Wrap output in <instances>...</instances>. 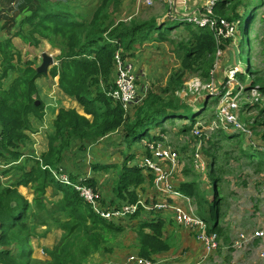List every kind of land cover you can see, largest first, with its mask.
Listing matches in <instances>:
<instances>
[{"label":"trees","instance_id":"trees-1","mask_svg":"<svg viewBox=\"0 0 264 264\" xmlns=\"http://www.w3.org/2000/svg\"><path fill=\"white\" fill-rule=\"evenodd\" d=\"M26 1H29L32 7H28L31 9L30 13L21 16L18 22L19 30L9 37L0 39V150L7 152L11 158L19 157L18 148L27 139L25 132L31 130L29 116L32 115L39 120L43 118L44 106L38 100L35 82L45 75L37 73L33 61L21 59L20 52L12 42L13 38H19L30 46H38L41 40H46L59 48L57 55L59 63L49 69L48 75L53 79L57 78L61 92L76 102L83 111V115H80L74 109L59 110L53 121L54 134L48 138V150L40 155L43 165H60L63 154L70 150L71 145L82 150L86 144L96 143L98 139L120 127H123L125 137L134 140L147 135L152 125L158 124L156 123L158 118H162L161 121L175 117L184 118L183 112L188 108L177 104L178 99L173 97L175 91L183 85L181 80L183 73H199L203 80H210L217 49L211 32L187 23L168 20L174 26L169 30L181 26L189 33V45L178 47V50L182 51L180 69L160 94L149 93L139 104L134 118L126 123L122 106L113 104L106 96V92L99 89L100 82L106 83L111 77L113 56L116 51H120L123 57H131L137 44L163 42V36L155 35V32L160 31L165 23L158 24L154 20L143 22L110 20L111 12L120 0H98L89 19H84L81 13L73 12L72 7L63 0ZM224 2L227 1L218 0L215 9ZM230 15L232 19H239L240 16L236 8L231 10ZM218 16L221 17L219 14ZM247 71L250 72L249 67ZM10 74H13L14 78L5 87L4 82ZM261 91L264 92V88ZM36 102H39L38 105ZM205 107L206 103H201L193 112L189 109L192 116L189 118V125L184 126L183 131L192 128L195 118L205 112ZM246 107L242 111H247ZM262 112L264 109L260 111ZM226 133L216 131L213 135L214 137L223 135L229 139L240 134L238 132L230 136ZM214 144L215 142L209 141V145ZM202 150L210 157L213 168L217 161L215 155L212 151L209 153L204 148ZM259 162L264 163L262 159H259ZM107 169L108 167L104 165L92 167V170ZM188 176L192 177V172ZM147 179L151 183L150 179L145 178L137 168L125 165L120 170L112 193L122 203H134L138 198L137 188ZM52 182L56 183L49 172L43 170L39 162L34 160V166L30 171H24L19 181L0 190V246H9L10 242L16 243L22 249V256L24 252L31 254L30 250L23 249L31 236L25 225V220L30 215L28 213L30 203L18 188L30 186L34 195L32 203L38 206L44 200L45 189L50 187ZM219 182L221 177L216 175L213 179L212 198L207 201L206 222L210 232L221 230L216 224L220 218L223 201L218 197ZM82 183L95 190V183L92 180L85 179ZM56 188L62 191L63 196L60 202L53 205L56 207L53 208L55 215L62 212V208L70 220L66 225L60 226L64 235L50 253L52 258L50 264H81L91 253L99 252L101 246L108 244L113 237L111 235L119 231L120 227L116 223L95 216L91 208L83 203L71 188H65L57 183ZM194 189H196L194 182L181 184L179 188L183 194L191 197L196 195ZM198 205L200 206L199 202ZM138 215L139 213H136L130 216V219H135ZM47 216L52 217V214L49 213ZM146 228L152 231L150 232L152 235L145 233ZM16 229L18 231L15 233ZM162 229V221H146L138 225L137 235L143 258L149 257L150 252L168 250V244L159 240ZM9 239L11 241H8ZM225 240L227 241V238ZM0 264L27 262L16 263L7 249L0 250Z\"/></svg>","mask_w":264,"mask_h":264},{"label":"rangeland","instance_id":"rangeland-1","mask_svg":"<svg viewBox=\"0 0 264 264\" xmlns=\"http://www.w3.org/2000/svg\"><path fill=\"white\" fill-rule=\"evenodd\" d=\"M63 1H66V4L72 7L73 12L81 13L84 19H89L90 13L96 6L95 2L97 0ZM189 1L191 0H187L188 4ZM220 1L227 2L216 7V15L218 16L219 14L225 19L233 20L230 14L231 10L236 8L240 15L239 20L241 23L239 26V35L233 38L229 44L230 49L224 51L220 59H217L214 54L211 69V71L213 70V76L212 78L210 76V80H215L217 90H219L220 84L224 81L227 73L231 69H238L240 73L236 75L235 80L238 83L237 87L242 98L240 99L241 102L238 110L239 112L237 111V117L239 123L246 126V129L250 132H247V134L242 133L241 143L234 141L227 142L223 135H220L219 138L215 140V132L210 139L212 143L215 141V144L213 146L207 144L204 149L208 150L209 153L210 151L213 152L217 158V164L220 165L219 168L222 174L221 172L218 174L219 170H217V168L212 171L208 170L209 166L201 172H197L194 169L192 171V179L196 178L194 181L197 188L194 189L196 195L193 197L200 203L202 212L201 214L196 212L201 217L203 214H206L208 202L212 197L214 190L213 179L217 174L222 176L218 188V197H222L221 199H223L219 221L222 228L219 232H216L220 241L219 248L207 254L206 258L202 260L203 245L196 240L193 236L194 234L184 231L181 228L179 229V226L175 222H172L169 212H161L153 217L171 219L168 226H163L161 235L159 236V240L166 242L169 248L168 250L150 252L148 255L149 257H144L145 259L153 261L155 264H264V242H256L250 245L245 244L241 248H235L234 246L235 238H237L240 233L251 235L255 231L264 228V190L262 188L264 185V164L258 165L256 157H253L252 160L249 161L245 159L243 154L251 150L264 153V112L260 113V111L264 109V92L261 91V89L264 88V0ZM29 6H31V3L26 0H0V39L10 36L12 33L19 30L17 23L20 18H18V14L23 16L30 13L31 9H28ZM168 14H170L169 6L166 4L165 0H152V4L149 7L144 5L143 0H120L119 4L113 8L111 12L110 20H123L125 22L154 20L156 23L162 20L161 23H165L160 31L155 32V35L161 34L164 42H170L168 45L171 46V56L168 55L167 58H165L163 54L159 53L157 58L154 57V55L145 58L144 63L149 72L142 69L148 78L144 80L141 77L138 80V85L146 91L142 100L145 99L149 93L155 92L153 86L159 85L156 90L161 93V85H167L171 78L174 79V74H177L180 69L182 54V51L180 49L178 50V47L180 45H189V33L184 30L183 27L174 28L177 30H169L174 26L168 21ZM6 26L8 27L6 28ZM15 43V45L21 49V59L23 61H33V66L36 69L41 66L43 56H48L53 59V63L48 67L47 73L36 80L38 100L41 101L44 106L43 100H49L56 93L60 95V91L57 88L58 86H56V79L48 75L49 69L53 65L59 63V61H57V55L59 54L58 48L57 46L50 45L51 43L46 40H41L38 46H30L20 42ZM130 58L137 63L136 58L132 56ZM248 67L250 68V72L247 71ZM11 77L12 76H10L9 79ZM113 78L112 73L106 83L100 82L99 89L102 92H108L114 86ZM193 79L199 80L202 87L210 81L203 80L199 77V73H183L181 79L183 80V85L175 91L173 97L178 99L177 104L188 108L187 111L183 112L186 118L175 117L174 119H166L163 121H161L162 118H158L156 120L158 124L152 125L147 135L142 137L147 138L151 135L162 133L167 143L178 150L184 167L189 170H191V165L193 164L195 143L191 134V129L185 131H183V129H185L184 126H188L190 123L189 118L192 116L191 112L197 109L208 96L205 95L204 90L201 89L198 90L199 93H196L194 90L191 92L189 91V87L185 86V83L191 82ZM4 83L6 86L8 80ZM184 88L186 89L184 90ZM167 97H169L168 94ZM217 104L218 102L215 101L214 97H210L206 104L207 108L205 112L197 116L195 120L197 121L201 118L209 120L213 116ZM244 107L247 108L246 112L242 111ZM138 108L139 105L131 106L128 111L125 112V118H127L126 123L134 118ZM123 131L124 129H120L117 134L113 135V137L119 135L118 138L121 144H117V146L115 143H117L118 138L114 139L111 137H108L106 141L95 144L98 148V156L96 155V157L91 155L87 157V152L89 151L88 147L84 146V148L80 150L77 146L73 145L70 151L74 149L80 150L77 155L82 157L84 161L81 164L84 165L78 167L79 163H77V159L72 155V152L66 155L68 156V165L66 166L64 164L68 167V170L65 169L70 174L72 180H76L79 178H75L78 176L76 173H73L74 170H80L79 172L82 175V173L87 174L97 162L98 165L101 163H109L107 170L98 171L99 185L98 189L96 185L94 188L103 199L106 201L113 199L115 203H118L119 200L113 197L112 189L116 183L121 167L125 162L126 165H128L131 160L140 158L141 153H139V150H142L139 138L134 140L126 138L122 143ZM111 146L113 147L111 148ZM121 152L123 153L122 156H120ZM128 153H131V155L133 154V156H129ZM35 156H37V154ZM203 157L206 160V164H209L210 157L206 154ZM26 158L27 160H33V157ZM207 159H209L208 163ZM258 159H264V155L258 156ZM248 161L249 164L246 165ZM179 178H181L180 175H178L177 179ZM144 186V189L148 188L147 185ZM30 190L33 195L32 189ZM136 192L139 196L141 189L138 187ZM141 194H145V192L142 191ZM61 196H63L62 191L56 188V183L52 182L50 187L45 189L44 200L41 204L35 206L32 203L33 198H31V201L27 200L30 203L29 210L31 213L26 218L25 225L27 232L31 236L29 242L25 245L26 247L24 246L23 249L30 250V255L24 252L22 256V249L16 243L12 242H10L9 246H0V250L8 249L11 256L15 258L16 263L50 264L52 259L50 253L54 251L64 235V231L60 226L63 224L66 225L70 220L67 213L63 212L62 208V212L57 215H55V210H53L55 207L53 205L60 202L59 199ZM49 213L52 214V217L47 216ZM142 215L143 219L132 220L125 217L118 221L117 226H119L120 229L111 235L113 237L110 238L109 243L101 246L99 252L91 253L81 264H127L126 260L131 254L141 256L137 228L138 225L151 220H145L144 218H146V215H144V213ZM28 219L30 220L28 221ZM49 223H51L54 228L58 229V231L50 229L43 230L44 227L40 228ZM17 231L18 229L15 230V233ZM144 231L152 235L150 229L146 228ZM46 232H50L53 236V239L51 238L49 241V247L39 243V241H41L40 238H44ZM186 233L189 236L186 235ZM225 238H227V241ZM8 241H11V239ZM32 242L35 243V245L32 246ZM39 248L44 249L41 250L43 254L38 252Z\"/></svg>","mask_w":264,"mask_h":264},{"label":"built area","instance_id":"built-area-1","mask_svg":"<svg viewBox=\"0 0 264 264\" xmlns=\"http://www.w3.org/2000/svg\"><path fill=\"white\" fill-rule=\"evenodd\" d=\"M165 2L170 11L168 20L187 23L195 28L206 29L211 32L217 46L215 53L217 59L223 56L224 51L230 49L229 44L232 39L239 35L240 20H229L217 16L215 13L217 0H204L202 4H199L198 1L188 4L187 0H165ZM143 3L149 7L152 0H143ZM112 73L114 86L106 92V96L111 102L121 105L125 112L131 106L139 105L144 93H146L138 85V80L141 77L144 80L146 78L141 65L130 57H123L120 51H116L113 56ZM238 73L240 72L237 68L231 69L224 81L221 82L219 90H217L215 80H210L204 87L197 79L185 83L190 92L194 90L199 93L198 90L201 89L204 90L205 95L218 98L213 116L209 120L201 118L195 121L191 128L195 143L192 167L197 172L205 169L206 163L202 149L207 146L216 131L229 132L232 130L244 134L250 132L246 126L239 123L237 117L240 99L242 98L237 87L238 83L235 80ZM210 76L212 78L213 70L210 72ZM140 143L143 153L140 158L132 160L128 165L137 168L144 177L150 179L152 193L150 196L139 194L134 203L125 202L119 205L104 203L102 196L93 187L82 183L85 179L72 180L62 165H43L40 155L36 156L35 160L39 162L43 170L49 172L54 182L75 191L83 203L87 204L94 215L101 220L118 223L121 219L130 218L136 213H144L146 219H152L154 214L169 212L172 222H175L182 230L193 233L196 240L203 245L201 259L204 260L207 254L219 248L220 241L217 233L210 232L207 222L194 212L190 200L173 185V174L181 162L178 150L167 143L162 133L141 138ZM0 168H2L1 162ZM262 188L264 190V185ZM180 200L185 201L186 208L182 206ZM235 239V248H241L245 244L264 242V228L251 235L240 233ZM127 263L155 264L153 261L136 254L128 256Z\"/></svg>","mask_w":264,"mask_h":264},{"label":"crops","instance_id":"crops-1","mask_svg":"<svg viewBox=\"0 0 264 264\" xmlns=\"http://www.w3.org/2000/svg\"><path fill=\"white\" fill-rule=\"evenodd\" d=\"M98 1V0H97ZM97 1L95 2V3H97ZM194 1H198V3L199 4H202L203 2H204V0H191V1H189L190 3L191 2H194ZM18 18H20L21 19V15L20 14H18ZM20 19L18 20V22L20 21ZM161 22H162V20H160L159 22H158V24H161ZM17 25H18V23H17ZM173 30H177V29H173ZM11 36V35H10ZM7 37H9V36H7ZM13 39H14V42H13ZM12 39V42H13V44H14V46H15V48L20 52V54H21V49L17 46V45H15L16 43L15 42H20V43H23L19 38H13ZM170 43V42H169ZM169 43H166V42H159V43H153V42H144V43H142V44H137V45H135V47H134V49H133V51H132V54H131V56L133 57V58H136V60H137V63L138 64H140L141 65V67L146 71L147 70V72H149L148 71V69L146 68V64L144 63V60H145V58H147L148 56H151V55H154V57H158V54L160 53V54H163L164 56H165V58H167V56L168 55H170L171 56V53H170V50H171V46L170 45H168ZM25 44V43H24ZM27 45V44H26ZM51 45V44H50ZM58 48V47H57ZM147 48H149V49H147ZM58 53H59V48H58ZM131 53V52H130ZM172 58V57H171ZM10 76H12L10 79H9V77ZM9 77L6 79V81L8 80V84L5 86V87H7L8 85H9V83L11 82V80L14 78V75L13 74H10L9 75ZM163 77V76H162ZM148 78V76H146V78L145 79H147ZM54 79H56V82H57V78H54ZM35 84H36V82H35ZM4 85H5V83H4ZM56 86H58V85H56ZM158 86L159 85H156V86H153V88H154V90H155V92H151V93H153V94H160L159 93V91H157L156 90V88H158ZM161 87H162V90H161V92L164 90V88L166 87V85H161ZM58 88V87H57ZM59 89V88H58ZM59 91H60V95L58 94V93H54L55 95L52 97V98H50L49 100H43V102H44V115H43V118L41 119V120H39V119H37L36 117H34V116H32V115H30L29 116V122H30V127H31V130L30 131H26L25 132V135L27 136V139L25 140V143H21L20 144V147L18 148V153H19V157L18 158H16V159H14V158H11L10 157V155L7 153V152H5V151H2V150H0V156L2 155V157H0V162H1V164H2V168H0V172H2V173H0V190L1 189H3L4 187H8V186H10V185H12V184H14V183H16L17 181H19L20 179H21V176H22V173L24 172V171H30L31 170V168L34 166V159H35V155L37 154V156H38V154L39 155H41V154H44V153H46L47 152V150H48V138L49 137H51L53 134H54V125H53V121L55 120V118H56V116H57V114H58V112H59V110L60 109H64V110H69V109H74V110H76V112L78 113V114H80V115H83V111H82V108L79 106V105H77V103L76 102H74L72 99H70V98H68V97H66L62 92H61V90L59 89ZM58 94V95H57ZM214 99H215V101L217 102L218 101V98L217 97H214ZM209 100V99H208ZM208 100L207 101H202V103H208ZM205 108H207V105H206V107ZM239 112V111H238ZM237 112V113H238ZM244 112H246V111H244ZM125 117H126V115H125ZM89 118V117H88ZM126 120H127V118H125ZM171 120V119H170ZM163 128V127H162ZM120 129H122L123 130V127H120V128H118L116 131H114V132H112V133H109L108 135H106L105 137H103V138H100V139H98V141L96 142V143H90V144H86V147H88L89 148V151L87 152V157H89V155H91V156H93V157H96V155L98 156V148L95 146V144H97L98 142H103V141H106V139L108 138V137H111V138H118L119 137V135H116V136H114L113 137V135L114 134H117L119 131H120ZM151 129V128H150ZM149 129V130H150ZM161 129V128H160ZM162 130H164V129H162ZM161 130V131H162ZM124 132V131H123ZM238 132H235V131H233L232 132V130H229V132H227L226 134H228V135H235V134H237ZM123 135V141H122V143L124 142V140L127 138V137H125V135L124 134H122ZM242 133H240L239 134V136L238 137H234V138H229V139H226V141L227 142H231V141H234V142H237V143H241L242 142ZM152 136V135H151ZM155 136V135H154ZM213 136V135H212ZM216 138H219V135L218 136H216V137H214V139L216 140ZM212 141V140H211ZM215 142V141H214ZM117 144H121V142H120V139L118 138V140H117V143H115V145L117 146ZM208 144H209V142H208ZM260 144V143H259ZM114 145V144H113ZM72 146L73 145H71V148H72ZM113 146H111V148H112ZM210 147V146H209ZM70 148V149H71ZM121 150H122V148H121ZM139 150V149H138ZM140 152L139 153H143V151L142 150H139ZM72 152V155H74L75 157H76V159H77V163H79L78 164V167H82L84 164H81V163H83V159H82V157H80V156H78L77 155V153H79L80 152V150H73V151H66L64 154H63V156H62V160H61V164L60 165H68L67 163H69L68 161H67V159H68V156H66L67 155V153H71ZM82 152V151H81ZM122 152L120 153V156H122ZM129 154V156L131 155V153H128ZM127 154V155H128ZM204 154V153H203ZM244 154V157H245V159H247V160H249V161H251L252 160V158L253 157H256L257 158V162H259V159H258V156H260V155H264V153L263 152H257V151H255V150H251V151H247L246 153H243ZM205 155V154H204ZM131 156H133V154L131 155ZM26 157H33V160H27V158ZM66 157V158H65ZM125 157V156H124ZM126 158V157H125ZM97 159H98V157H97ZM217 159V158H216ZM182 160V159H181ZM208 160L209 159H207V163H208ZM263 161H264V159H262ZM98 161V160H97ZM132 161V160H131ZM249 161H248V163H246V165H248L249 164ZM205 163H206V160H205ZM218 162L216 161V163H215V165L213 166V168H212V166H211V162L209 163V164H206V166H205V169L207 168V166H209V169L208 170H210V171H212L213 169H216L217 168V170H219V172H218V174H220V172H221V169L219 168V166L220 165H218L217 164ZM108 164L109 163H107V164H103V163H101L100 165L101 166H108ZM258 165L260 164V162L259 163H257ZM262 164H264V163H262ZM64 165V166H65ZM126 165V162H125V164H123V166H125ZM64 167V168H66L67 170H68V167ZM95 167H98V162H97V164H95L94 165ZM122 166V167H123ZM121 167V168H122ZM212 168V170H211V168ZM75 171V170H74ZM73 171V173H76V175L78 176V177H75V178H87V179H90V180H92L94 183H95V185H96V187H97V189H98V185H99V182H98V171L99 170H90L87 174H84V173H82V175L80 174V170H77V171H75L74 172ZM193 171V167H192V165H191V170H189V169H186L185 167H184V163H183V161H181L180 162V165H179V167L176 169V171L174 172V174H173V185H174V187L183 195V196H185V197H187L189 200H190V205H191V207L194 209V212L198 215V216H200L198 213H200L201 214V212H202V209L200 208V206L198 205V200L196 201L195 200V198L194 197H191V196H188V195H185V194H183L180 190H179V188H180V185L181 184H186V183H189V182H194L195 183V179H192V177H189L188 176V174H190V172H192ZM82 172H83V170H82ZM193 173V172H192ZM180 175L181 176V178H179V179H177L178 178V175ZM217 174V175H218ZM221 174H222V172H221ZM216 177V176H215ZM220 177H221V180H222V176L220 175ZM146 178V177H145ZM220 183V182H219ZM219 183H218V188H219ZM144 185H147L148 186V188L147 189H144ZM196 185V184H195ZM144 186V187H143ZM30 188V186H28V187H20V188H18V191L28 200V201H31V198H33V195L31 194V188ZM140 189H141V192L142 191H144L145 192V194H143V195H145V196H150L151 195V193H152V189H151V183H149V181H148V179L146 180V181H144V183L139 187ZM197 189V188H196ZM49 190V189H48ZM141 192L139 193V194H141ZM113 194V193H112ZM213 194V193H212ZM113 197H115V195L113 194ZM59 198V197H58ZM116 198V197H115ZM194 198V199H193ZM212 198V197H211ZM210 198V199H211ZM222 198V197H221ZM117 199V198H116ZM61 200V197H60V199H59V201ZM207 200H209V199H207ZM103 201H104V203H107V204H110V205H119L120 204V201L118 202V203H115L114 202V200L113 199H111V200H109V201H106L105 199H103ZM181 204H182V206H184L185 208H186V203H185V201H179ZM221 204H222V202H221ZM50 205V204H49ZM198 213H197V212ZM200 211V212H199ZM31 212H30V210H29V214H30ZM220 213H221V207H220ZM141 214H139L138 215V217H136L135 219H143V215H141ZM156 214H154V215H152V216H155ZM207 215L206 214H203L202 215V218L206 221V219H207V217H206ZM201 217V216H200ZM129 218V217H128ZM154 219H152V220H150L151 222H153V221H162V223H163V226H168V224L170 223V221H171V219L169 218H161V217H153ZM135 219H132V220H135ZM145 220H149V219H146V218H144ZM30 219H28V221H29ZM219 221H220V218L217 220V222H216V224H218V227L219 228H222L221 226H220V224H219ZM116 224H118V223H116ZM40 227V226H39ZM42 227H44V229L43 230H46V229H50V230H57L58 231V229H56V228H54L52 225H51V223H49V224H47V225H44V226H41L40 228H42ZM180 229V228H179ZM50 230H48V231H50ZM216 233V232H215ZM186 235H188L187 233H186ZM61 236V235H60ZM189 236V235H188ZM53 239V236L51 235V233L50 232H46V234H45V237L43 238H40L41 239V241H39V243L40 244H43L44 246H46V247H49V241H50V239ZM29 244H31V243H29ZM33 245H35V243H33L32 242V246ZM41 250H44V249H42V248H39V250H38V252H41V254H43L42 253V251ZM126 262H127V260H126ZM128 264V263H127Z\"/></svg>","mask_w":264,"mask_h":264},{"label":"water","instance_id":"water-1","mask_svg":"<svg viewBox=\"0 0 264 264\" xmlns=\"http://www.w3.org/2000/svg\"><path fill=\"white\" fill-rule=\"evenodd\" d=\"M53 63V59L48 56H43L42 64L39 68H37V73L46 74L48 67ZM212 96H207L205 101H207ZM39 102H36V105H38Z\"/></svg>","mask_w":264,"mask_h":264}]
</instances>
